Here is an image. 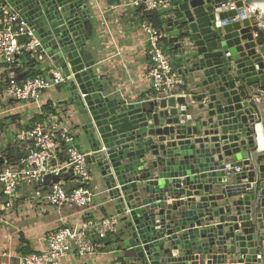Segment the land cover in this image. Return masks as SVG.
<instances>
[{
    "label": "water",
    "instance_id": "95a60500",
    "mask_svg": "<svg viewBox=\"0 0 264 264\" xmlns=\"http://www.w3.org/2000/svg\"><path fill=\"white\" fill-rule=\"evenodd\" d=\"M2 1L65 76L66 111L120 215L122 264H264V148L251 133L264 95L249 99L264 89V18L248 16L253 0H178L163 29L190 75L184 94L134 101L109 96L98 75L89 0Z\"/></svg>",
    "mask_w": 264,
    "mask_h": 264
},
{
    "label": "built area",
    "instance_id": "2783aa9c",
    "mask_svg": "<svg viewBox=\"0 0 264 264\" xmlns=\"http://www.w3.org/2000/svg\"><path fill=\"white\" fill-rule=\"evenodd\" d=\"M96 3L97 0H89L88 5L96 7ZM127 4L135 8L142 7L143 11L159 12L164 18L173 15L177 8L171 0H129ZM228 8H233V5ZM99 13L102 15L104 11ZM215 19L218 21L217 15ZM139 27L146 35V51L150 62L148 77L154 95H175L174 89L182 86L184 79L173 67L170 53L164 49L166 32L154 27L146 19L140 21ZM23 56L33 62L43 63L44 53L39 48L33 30L20 14L0 0L2 95L19 104H38L43 92L59 86L65 76L60 70L43 63L44 69H40L42 73L18 78L14 70L19 67V57ZM260 95H264V89L249 99L258 103L261 101ZM253 114L255 120L251 124V133L259 145L258 139L262 132L260 109L255 108ZM11 136L22 146L23 153L11 158L0 152L1 210L10 211L17 206L19 189L24 183L29 185L31 193L26 203L43 204L54 209L63 206L86 207L93 201L92 176L88 166L90 152L81 151L76 146L75 135L67 131L54 114L35 119L28 126L13 129ZM238 170V167L226 168V171ZM65 173L72 183L70 189L65 188L61 178ZM119 224V214L85 217L76 225L62 222L55 230L42 235L43 247L39 251L20 253L17 256L18 264H61L72 253L80 257L92 255L99 246L92 240L93 235L100 240L105 239L109 234H116ZM114 264H122V261L117 259Z\"/></svg>",
    "mask_w": 264,
    "mask_h": 264
},
{
    "label": "crops",
    "instance_id": "0c3cea01",
    "mask_svg": "<svg viewBox=\"0 0 264 264\" xmlns=\"http://www.w3.org/2000/svg\"><path fill=\"white\" fill-rule=\"evenodd\" d=\"M128 1L97 0V6L91 7L92 14L98 21L95 24L99 31L95 37L98 48L94 51L96 61L99 63L97 71L109 96L125 98L129 101L138 98L150 99L155 95L148 77L150 62L146 51V35L139 27L140 19L136 14L137 8L128 5ZM100 11H104V14L101 15ZM166 34L168 38L169 35ZM164 49L170 53L172 65L179 72L182 68L180 51L176 50L173 44L168 41ZM18 61L19 67L16 68L15 74L18 78H22L29 68L26 66L24 56L19 57ZM46 66L50 67V65ZM38 68L44 69L43 63L35 62L33 69ZM181 75L184 84L177 87L179 89L174 93L176 96L184 94L190 76L189 74ZM0 107L2 113H6L2 118L8 115L19 116L18 121L9 122L4 127L5 130H1L2 133L0 131V136L4 140L0 141V150L5 149L6 153H2L7 154L8 152V156L11 158L18 157L23 153L22 146L16 143L11 136L12 130L30 125L33 120L38 118L36 116L44 114L45 107L53 109L54 112L46 113L44 116L54 114L66 130L75 135L76 146L81 151H89L84 139L76 135L78 133L76 122L69 117L65 99L58 86L44 91L38 104L16 103L15 100L2 95L1 90ZM177 107L179 108L178 105ZM261 113L263 115L264 110ZM4 123L6 124V122ZM88 166L92 176L91 187L94 191V197L93 201L86 207L63 206L53 209L43 204L26 203L25 200L30 197L31 193L29 185L22 184L19 189L17 206L10 211L0 209V264H18L17 256L21 253V248L39 251L43 247L42 235L47 231L55 230L62 222L76 225L85 217L98 218L116 214L112 204L103 201V183L99 174L90 163ZM61 178L65 188L70 189L72 183L68 175L65 173ZM171 200L169 199L168 202ZM117 233L109 234L106 238L107 242L93 235L92 240L99 244L94 254L80 257L72 253L65 257L61 264H114L120 258L114 240L117 238ZM21 237L26 241V244H21ZM104 244H109V246L105 248L103 247Z\"/></svg>",
    "mask_w": 264,
    "mask_h": 264
},
{
    "label": "trees",
    "instance_id": "16d2710c",
    "mask_svg": "<svg viewBox=\"0 0 264 264\" xmlns=\"http://www.w3.org/2000/svg\"><path fill=\"white\" fill-rule=\"evenodd\" d=\"M171 3H172L173 5H177L178 0H171ZM176 11H177V9L174 10V13H175V14H176ZM136 14H138L140 21L146 19V20H148V22H150L154 27L159 28V29H163V24L165 23L166 18H164V16H163L161 13H159V12H155V11H143V10H142V7H139V8L136 9ZM166 44H167V39L165 38V39L163 40V46L165 45L164 47H166ZM25 58H26V66L29 68V69L27 70V72L25 73V76H33V75H37V74L42 73L41 70H40L39 68L36 69V70L33 69V68H34V65H35V62H33L31 59H29V58H27V57H25ZM15 70H16V69H15ZM15 70H14V73H15ZM2 86H3V84L0 83V89H1V90H2V88H1ZM178 89H179V88H175V89H174V92L178 91ZM1 90H0V91H1ZM53 112H54L53 109H49V108L45 107L44 114H42V115H38V116H36V117H38L37 119H40V118L44 117V115H45L46 113H53ZM4 119L7 121L6 124H5L4 121H3ZM18 119H19V116H18V115H8V116H6L5 118L0 119V131L3 130L4 127H5L9 122H15V121H18ZM6 156H7V157H11V156H8V154H6ZM106 238H107V237H106ZM106 238L103 239L102 241H106V240H107ZM114 240L117 242V239H116V238H115ZM114 240H113V241H114ZM107 241H108V240H107ZM107 241H106V242H107ZM20 242H21V244H26V241H25L22 237L20 238ZM108 243H109V242H108ZM108 246H109V244H104L103 247L106 248V247H108ZM115 246L118 247L117 244H116ZM105 248H103V249H105ZM20 251H21L22 254H27V253L32 252V251L29 250L28 248H21Z\"/></svg>",
    "mask_w": 264,
    "mask_h": 264
},
{
    "label": "rangeland",
    "instance_id": "374dc122",
    "mask_svg": "<svg viewBox=\"0 0 264 264\" xmlns=\"http://www.w3.org/2000/svg\"><path fill=\"white\" fill-rule=\"evenodd\" d=\"M247 13H248V16L251 17V18H255V17H259V16L264 18V13H263V15H260L261 13L259 12L258 7H255L254 5H251V7H250V9H248ZM4 114H6V113H2V110H1V107H0V119L3 117ZM3 121L7 123V121L5 119ZM4 130H5V128L3 129V131ZM1 133H2V131H1ZM1 133H0V135H1ZM0 141H4L1 136H0ZM0 152L6 153V150L5 149H3V150L1 149ZM7 154H8V152H7Z\"/></svg>",
    "mask_w": 264,
    "mask_h": 264
},
{
    "label": "bare ground",
    "instance_id": "6f19581e",
    "mask_svg": "<svg viewBox=\"0 0 264 264\" xmlns=\"http://www.w3.org/2000/svg\"><path fill=\"white\" fill-rule=\"evenodd\" d=\"M251 5L258 7L259 12L261 13L260 15H263V13H264V0H253ZM258 140H259L260 148H264L261 137H259Z\"/></svg>",
    "mask_w": 264,
    "mask_h": 264
}]
</instances>
